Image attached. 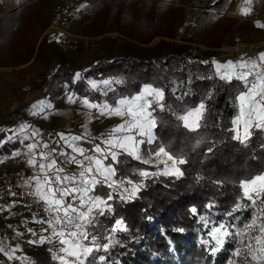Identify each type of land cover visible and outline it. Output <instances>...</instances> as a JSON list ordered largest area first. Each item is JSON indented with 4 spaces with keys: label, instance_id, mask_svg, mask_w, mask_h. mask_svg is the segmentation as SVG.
<instances>
[{
    "label": "trees",
    "instance_id": "obj_1",
    "mask_svg": "<svg viewBox=\"0 0 264 264\" xmlns=\"http://www.w3.org/2000/svg\"><path fill=\"white\" fill-rule=\"evenodd\" d=\"M3 1L24 3L33 0ZM38 1L41 0L35 2ZM230 2L84 0L85 9L90 15L105 14L109 20L115 21L116 31L125 38L116 42L111 40L118 47L120 55L111 60L101 58L89 69L77 72L84 79L74 83V74L64 71L70 78L74 93L101 102L105 98L91 89L87 82L89 78L119 79L123 84L113 85L116 93H109V103L118 96L131 97L139 93L145 84L164 89L167 107L181 115L184 110L194 108L202 101L205 103L200 127L195 132L184 128L171 111L158 112L161 121L157 129L160 143L170 147L174 154L183 151L187 163L180 167L184 174L178 179L160 175L145 180V187L136 198L115 202V218L123 219L128 231L113 234L120 244L113 246L106 254L109 257L107 264H226L234 247L244 246L230 242L210 257L207 247L201 243L203 239H208L206 230H202L198 216L190 212V208L195 206L201 215L223 218V213L243 196L239 181L264 173V130L253 127L246 146L232 138V121L239 110L236 97L246 89L239 80H220L215 75L214 63L222 64L231 59L220 58L216 51L201 50L191 44L195 42L192 36L184 39L181 34L185 24L189 23L196 30L209 17L225 12ZM165 13H170V17ZM158 35L186 43L160 40L148 45ZM100 87L103 88V85ZM210 93L211 98H208ZM60 132L72 133L66 130H42L43 135L51 136ZM198 140L200 143L197 146ZM209 146H213L210 154L207 153ZM122 159H127L128 163L120 167L119 174L133 183L141 179L132 174L134 170H157L131 158ZM217 181L223 183L218 186ZM211 201L216 202V207L209 211L206 205ZM254 213L255 207L238 213L239 219L234 223L242 227ZM257 213L260 220H264L259 200ZM101 220L105 227L113 223L111 217H101ZM177 228L184 231L177 232ZM100 231L103 233L102 229ZM24 258L27 264H59L52 260L45 243H39L27 251Z\"/></svg>",
    "mask_w": 264,
    "mask_h": 264
},
{
    "label": "snow or ice",
    "instance_id": "obj_2",
    "mask_svg": "<svg viewBox=\"0 0 264 264\" xmlns=\"http://www.w3.org/2000/svg\"><path fill=\"white\" fill-rule=\"evenodd\" d=\"M241 11L247 14V9ZM257 27H264V24L257 22ZM258 60L264 62V52L259 53ZM214 63L215 75L220 80L231 82L236 79L244 85L246 91H241L236 97L241 104V111L246 99L250 101L254 99L253 92L258 84L261 90L257 94L259 99L255 100V103L262 105L264 69L255 71L258 67L256 61L251 62V69L248 68V62L243 60L238 62V69L231 61L224 66L218 62ZM82 79L84 77L81 73H75L73 82ZM87 82L91 89L100 92L105 99L96 102L89 96L80 98V103L86 109L96 110L97 118L110 115L128 117L106 135L90 136L82 133L66 136L64 133H59L56 134L59 137L55 141L56 147H50L49 143L43 142L38 130L28 132L31 125L22 123L12 135L6 138L0 137V148L8 142L23 145L26 152L13 150L10 155L14 157L27 155L29 159L26 164L36 169L30 178L25 179V184L30 187L29 195L41 205V212L38 215L45 217L35 219L34 222L47 227L42 228L41 232L28 227L26 232L34 239H28L27 243L53 245L49 248V252L52 260L58 261L59 264H107L109 257L106 254L113 246L120 244L113 234L128 231L123 219L115 218V202L117 200L127 202L136 198L139 191L145 187V180L160 175L178 179L184 174L180 167L187 163L183 151L174 154L170 147L160 143L157 129L161 121L158 112L171 111L175 119L183 123L184 128L195 132L200 127L198 118H202L205 110V103L202 101L196 107L184 110V114H178L167 107L164 89L153 87L152 84L143 85L141 91L131 97L118 96L109 103V93H116L113 85L123 84L122 80L103 79L99 82L95 80ZM100 85H103V88ZM211 95L210 93L208 98H211ZM74 97L76 93L73 92L68 95V100L74 102ZM37 107L39 112L34 111L33 115L43 114L46 109L52 108V104L45 105L41 100L32 105L33 109ZM253 112L255 108L250 110V117ZM84 115L91 116L92 113L89 111ZM259 116L264 121V105ZM238 120L239 116L233 119V125H236ZM255 127L260 129L261 124L257 123ZM3 131L0 129V132ZM231 131L234 133L232 138L245 146L252 135L251 131H245L244 136L241 137L235 127ZM26 141L32 142L25 143ZM199 143L198 140L197 146ZM65 148L70 149V152L65 151ZM212 151L213 146H209L207 153L210 154ZM62 157L64 159H60ZM122 157L154 166L157 170L153 172L146 169L134 170L132 174L141 179L133 183L131 179L119 174L120 167L128 163V160ZM162 157L167 159L161 160ZM161 163L164 165L163 168L159 167ZM68 164L77 165L80 170L70 171L64 166ZM216 183L219 186L223 182ZM239 186L243 190L242 198L230 210H226L221 219L201 215L195 206L190 208L191 214L198 216L202 230H206L208 239H203L201 243L207 247L210 257L215 256L230 242L234 245L243 244L245 235L257 226L259 216H253L250 223L245 222L242 227H237L234 220L239 219L238 213L257 206V200L260 201L261 211H264V173L240 180ZM10 195L16 196V193ZM215 207V201L206 205L209 211ZM101 217L105 219L111 217L113 219L111 226L105 227ZM176 231L183 232L184 229L177 228ZM17 235L23 236L24 233L17 232ZM17 249L19 245L7 248L0 241V255L9 260L14 258L13 253ZM98 253L105 254L97 255ZM233 258H237L239 264H264V223L258 225V234L249 236L248 243L243 248L234 247L226 264H237V259Z\"/></svg>",
    "mask_w": 264,
    "mask_h": 264
},
{
    "label": "crops",
    "instance_id": "obj_3",
    "mask_svg": "<svg viewBox=\"0 0 264 264\" xmlns=\"http://www.w3.org/2000/svg\"><path fill=\"white\" fill-rule=\"evenodd\" d=\"M35 1L5 3L0 0V129L4 130L0 132V137L6 138L12 135L13 131L18 129L22 123L31 125V128L27 130L28 132L38 130L43 137V142L49 143L50 147H56L55 141L59 137L49 134L43 135V129L72 132H60L66 136L82 133L90 136L106 135L109 122L111 123V129L120 124L118 116L111 115V121H109L108 116L97 118L96 110L94 112L88 110L80 103V98L84 96L76 94L74 102L68 100V95L73 93V90L70 78L64 74V71L75 74L77 71L79 72L86 68L73 69L71 68L72 65L69 67L70 61L75 66L78 63L81 65L83 62V64L88 65L87 67H91L95 63V60H92L91 64L88 62L90 61L89 54L85 53L88 49L87 43L81 41L80 47L83 50H80L76 55H67L60 52L52 35L47 33L49 23L44 21V18L46 20L44 16L46 10H42V8L49 0ZM262 2L263 5L256 2L258 9H253L249 4L240 8V10L247 9V14L241 11L242 16L240 17L247 22L250 21L247 26L254 21L256 30L249 26L239 30L234 29L225 38L224 43L245 42L254 47L239 56L230 58L233 65L237 66V69L238 62L242 60L248 62L249 69L252 68V61H256L258 65L255 71L264 69V62L258 60L259 53L264 52V27H257V22L264 24V0ZM230 4L227 8L228 11L230 13L234 11L238 15L239 13L234 9L237 0H231ZM79 13L76 14L70 24L71 31L77 29V22H80L79 16L81 15ZM46 21L48 22V19ZM220 58L224 59L225 57ZM227 64L228 62H225L221 65ZM54 74H57L56 77H51ZM249 79L252 78L249 77ZM260 90L261 86L258 84L253 92L254 99L251 101L249 99L245 100L243 111H241V104L237 100L239 109L237 116H239V120L234 127L238 129V132L251 131L257 123L261 124V128L264 130V121L259 116L264 102H262V105L255 103V100L259 99L257 94ZM41 100L45 102V105L51 103L52 108L46 109L43 114L33 115L34 111L39 112V107L33 109L32 105L37 104ZM78 105L81 108L76 113L75 109ZM252 108H255V112L250 117L249 112ZM89 111L92 113L91 116L84 115L85 112ZM198 119L200 122V118ZM37 139H40V137H37ZM30 142L32 141H26L25 143ZM13 150L26 152L23 145L8 142L3 148H0V156L10 155ZM65 151L70 152V149L65 148ZM12 158L16 157L12 156ZM28 159L29 157L26 161ZM26 161L20 165L19 169L32 176L36 169L31 165H27ZM64 166L70 171L78 172L80 170V168H75V165L68 164ZM15 204L16 202L14 203L7 199L0 201V209H3L0 211V241L3 244L10 242V237L22 229L26 230L31 227L34 231L41 232V229L44 228V225L34 222L35 219H42L38 214L26 213L21 215V218L19 217L17 221L12 219L14 221L12 225L7 223L5 217H7ZM37 244L39 243H27L26 245L34 248ZM45 244L49 250L50 245L48 243ZM18 252L21 253L22 250ZM0 256L1 260H3L4 256ZM5 262L7 263L8 261L5 260Z\"/></svg>",
    "mask_w": 264,
    "mask_h": 264
},
{
    "label": "rangeland",
    "instance_id": "obj_4",
    "mask_svg": "<svg viewBox=\"0 0 264 264\" xmlns=\"http://www.w3.org/2000/svg\"><path fill=\"white\" fill-rule=\"evenodd\" d=\"M57 2H58V0H49V1H47V3L44 4V6L42 8V10H44V9L46 10V13L44 14V16L46 17V20L48 19V22L45 20V18H44V21L46 23H49L48 27L52 21L54 9H55ZM256 2L259 3L260 5L261 4L263 5L262 0H258V1L257 0H237V4H235L234 9H235V11H237V13H239L238 15L234 11H231V13H230L227 9L225 12L220 13L216 17H209L208 19H206L203 22V24L201 25V27H199L196 30H193L189 23L185 24L183 27V30L181 32L182 37L184 39H187L190 36H192L195 39V42H192V43L190 42L193 46L198 47L201 50L216 51L218 53L219 57L233 58V57H236L237 55L239 56L242 53H244L245 51L251 50L254 47H251L249 44H247L245 42H239V43L233 44L230 42L224 43V41H225L226 36L229 34V32L234 30V29L239 30V29L247 28L248 26L251 28L253 27L254 30L257 29L256 23L254 21L252 22V24L250 23V25L247 26V23L250 21L247 22V21H245L244 18L240 17V16H242V14L240 13L241 12L240 8L242 6H246V4H249L253 9H258L256 6ZM261 10H262V8H261ZM79 14H81L79 16L80 22L79 23L77 22V24H78L76 26L77 29L73 32L81 35L82 36L81 41L87 43L88 49L87 50L85 49L86 50L85 53L89 54L88 55L89 60H90V61H88V62H90L89 64H91L92 60L93 61L95 60V62L101 58L111 60L114 57L120 55V51H119L118 47L111 40H115V42H116L118 39L125 38V36L116 31L115 28L117 26H116L115 21L109 20L108 16H106L103 13H101L97 16L90 15V13L88 11H86V9H85V3L83 6V9L81 10V12ZM169 15H171V14L165 13V16L170 17ZM41 18H42V16H41ZM42 20H43V18H42ZM126 39L129 40V38H126ZM160 40L173 41V42H179V43L185 42L186 43V41H183V40H177L174 38L166 37L164 35H158L148 45H153V44L159 42ZM214 44H216V45L218 44V45L215 47H211V45H214ZM58 50H60V49H58ZM80 50L82 51L83 49L80 47V49L77 52L68 53V54L64 53V54L76 55L80 52ZM60 52H62V51L60 50ZM79 64L80 63H78L75 66V64H73L70 61L69 67L72 65L71 68H73V69L83 68V67H86L85 69L90 68V67H87L88 65L83 64V62L81 65H79ZM89 80H95V79L89 78ZM95 81L99 82L101 80H95ZM80 108L81 107H79V105H78V107H76V109H75L76 113L79 112ZM92 111L94 112L95 110H92ZM127 118L128 117H124V118L119 117L120 123H123L124 119H127ZM108 119H109V121H111V115L108 116ZM108 125H109V128L107 130V133L111 130V127H110L111 123L109 122ZM238 133L241 137L244 136V132L243 133L238 132ZM166 159H167L166 157L161 158V160H166ZM159 167L163 168L164 167L163 163H161L159 165ZM75 168H79V166L75 165ZM257 187H258V185H257ZM1 200H3V199L0 198V201ZM257 211H258V200H257V206H255V213L253 216H259ZM253 216H252V218H253ZM9 217L10 216L8 214L7 217H5V220L7 223L12 225L14 223V221L12 219L10 220ZM43 218H45V217H42V219ZM252 218H251V220H252ZM251 220L248 223H250ZM260 223H264V220H260V217H259V219L257 220V226H254V228L252 230H249L247 235H245V237H244L243 244H240V245H246L248 243V237L249 236H254V235L258 234V225ZM44 227H47V225H44ZM20 232L24 233V235L18 236L17 233H15L14 235H12L10 237V239H11L10 242L4 243V245L7 248H13L16 245H19V249H17L14 252V258L9 260L6 257H4L3 260H1V256H0V264H26L24 255L27 251L32 249L31 246L26 245L27 240L28 239H34V237H32L29 233H27L25 229L20 230ZM49 245H50V248L53 247V245H51V244H49ZM68 247H70V245H68ZM21 250H22L21 253L18 252ZM69 259H71V258H69ZM5 260H7L8 262L6 263Z\"/></svg>",
    "mask_w": 264,
    "mask_h": 264
},
{
    "label": "built area",
    "instance_id": "obj_5",
    "mask_svg": "<svg viewBox=\"0 0 264 264\" xmlns=\"http://www.w3.org/2000/svg\"><path fill=\"white\" fill-rule=\"evenodd\" d=\"M83 6L84 0H58L55 6L47 32L63 53H74L80 49L82 36L71 31L70 24ZM27 158V155L16 158L10 155L0 156V198L16 202L9 212L10 218L15 221L23 214L41 212L40 203L29 195L30 187L25 184V179L31 176L19 169ZM10 193H16V196H11Z\"/></svg>",
    "mask_w": 264,
    "mask_h": 264
}]
</instances>
